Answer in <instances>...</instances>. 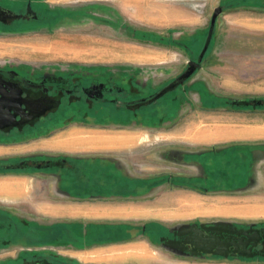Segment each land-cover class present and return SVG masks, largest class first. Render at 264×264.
<instances>
[{
  "label": "rangeland",
  "instance_id": "374dc122",
  "mask_svg": "<svg viewBox=\"0 0 264 264\" xmlns=\"http://www.w3.org/2000/svg\"><path fill=\"white\" fill-rule=\"evenodd\" d=\"M129 1L131 3L127 4V10L124 4L119 6L129 14H126L131 18L129 22L138 27L144 24L146 30L138 31L133 26L131 29L120 28L115 31L104 19L97 21L92 16L71 14L69 16H76L74 20L69 19L54 30L37 34L1 35L0 69L11 66L29 70L62 69L75 72L128 70L134 80V95L145 93V97L154 96L172 83L188 69L191 62L200 64L195 74L159 103L149 104L143 110L135 111L134 117L139 118L135 119V123L122 126L57 123L38 127L40 130L31 134L1 135L0 146H4L5 156L0 158L7 162L6 167L12 165L18 170L16 166L22 161L26 162L28 168L20 172L13 169L11 177L21 171L34 173L38 171L35 166L45 164V161L52 162L58 169L72 166L71 161L77 157L79 160L91 158V161L102 159L103 165H107L106 162L110 164L108 167L111 169L106 170L107 175L115 172L119 166L121 171L134 177V182L150 177L153 187L162 184L161 189L151 192L150 198H136L129 204L137 209L149 203L156 210L160 208L163 211H156L150 218L153 220L149 222L136 221L138 230L130 238L132 241H126L128 236L118 230L117 240L122 241L119 244L92 247L70 255L67 248L58 247L57 241L45 239L47 235L44 226L34 222L40 216L32 214L30 206H22L20 212L19 207L15 210L13 202L0 198V260L7 256L14 257L17 250L53 248L64 255L76 256L83 262L93 263L264 264L260 259L242 261L179 255L168 247L158 245L160 238L156 233L145 232L146 228L149 230V226H145L147 223L164 225L171 231L197 223H226L244 227L264 225V45L250 40L253 33L228 23L229 17H239L236 13L229 14L230 12L242 7L259 6L264 0H145L143 5H138L134 0ZM63 2L89 5L99 0ZM158 6L176 8L187 14L182 19L174 18L171 14L166 19L154 18L149 13ZM217 8H222V13L218 16L207 53L200 60ZM88 10L110 16L107 9ZM140 12L144 16H138L137 13ZM241 16L263 17L264 14L246 11ZM70 130H80L84 135L81 142H78L81 145L76 146L75 150H65L61 152L63 156H60L49 150L50 147L41 146L50 137ZM246 130L261 132L260 136L250 138L252 150L249 151L252 157L226 158L227 164L218 165L221 173L217 176L225 178L231 174L233 189L219 187L198 192L174 188L169 184L171 180L174 182L178 179L179 175L185 177L203 173L201 167L182 163L185 155L198 154L213 147L196 143L199 137L203 139V135H208L211 138L210 135L221 131L241 133ZM94 134L97 137L93 138ZM238 142L224 141V145L215 147L231 146ZM8 157L10 159H5ZM245 163V170L251 168L248 177L242 173ZM2 174L0 172V179L5 178ZM176 184L181 187L191 186L184 182ZM217 184L215 182L213 185ZM141 190L136 189L135 193L139 195ZM157 202L160 207L156 205ZM15 219L19 222H15ZM23 224L32 227L29 230H32L35 242L39 244L21 238ZM71 228L74 230L70 236L71 241L69 235H64V239L58 241L59 245L81 242L75 234L82 232L81 226ZM83 229L89 234L87 242L91 243L92 239L104 236L100 232L92 235L90 225H84Z\"/></svg>",
  "mask_w": 264,
  "mask_h": 264
},
{
  "label": "flooded vegetation",
  "instance_id": "af4514ba",
  "mask_svg": "<svg viewBox=\"0 0 264 264\" xmlns=\"http://www.w3.org/2000/svg\"><path fill=\"white\" fill-rule=\"evenodd\" d=\"M103 1L106 3H101ZM72 4V2L64 3L63 0H0V9L10 11L11 14L18 16L17 18H6L0 21V36L37 34L45 30H54L55 27L62 26L64 23L68 22L67 20H74L76 16H69L71 14L92 16L91 18L97 21L104 19L108 22L109 27L115 31L120 28L131 29L133 26H136L134 23L129 22L131 18L126 16L127 13L124 12V8L122 7V9L115 1L99 0V2L89 5ZM90 8L107 9L110 11V16L108 17L101 15L102 13L98 14L91 12L88 10ZM139 14L144 16L143 13H137L138 16ZM140 26L141 27L136 26L138 31L146 30L144 24H140ZM175 80L173 82H175ZM187 81H185V83ZM179 87L180 86L176 87L175 90ZM165 88L152 97H145V93L136 96L134 95V80L132 74L128 70L113 71L106 69L75 72L62 69L29 70L9 66L7 69H0V109H23L25 110L24 119H29L31 116L37 114L34 108L38 103L43 106V108L47 106H49V108L45 109L43 111L44 113L39 117L25 122L23 125L0 130V136H20L21 133L30 134L38 127L57 123L67 125L79 124L84 126L129 125L135 123V119H139L138 117H134L135 111L143 110L144 107L149 104L159 103L172 92H167L161 98L156 99ZM20 103L23 104L22 107H18ZM14 112L13 110L12 114H14ZM21 120L22 117L20 115L17 116V121ZM188 158H190V156L185 155V160H188ZM80 160L83 164L81 167L85 171L86 165H84V163L87 164L86 162L89 160ZM193 160L198 161V159ZM44 163L45 164L42 165H36L35 167L38 169L45 167L50 169L54 167L50 161H45ZM109 165L110 164L107 163V166ZM16 167L21 170L28 168L25 161L20 162ZM84 178L86 177L84 176ZM86 183L89 182L86 181ZM16 219L15 222H19ZM215 224L226 223H197L190 226H182L173 231L161 224V226H159L147 223L145 226H149V230L146 228L145 232L148 233V231H151L156 233L160 238L159 243H157L158 245L168 247L171 251L179 255L183 254L197 258H233L242 261L260 259L264 262V225L252 227L233 225L238 230L247 231L251 229L252 231H260V238L258 239L255 237V246L249 245L245 249L239 247L238 251H236L237 246L240 244L239 240L242 237H234L231 242L236 243L237 246L233 245L228 248V257L207 254L195 255L192 253L193 248L190 245H184L182 243V239L184 238L180 236L181 232L190 230L194 226L203 229V226L211 227ZM127 225L129 226L128 228L125 227L126 225L124 227L120 225L121 227L118 228L110 223L92 226L93 233L100 232V234L102 233L104 236L95 240L92 239L90 243L87 242V238L82 235L80 237L81 239L78 240L81 241V245L80 243H73L69 248L76 251H84L92 247L119 244L122 241H118L115 235L118 230H120V232L123 231L124 236H128L126 241H132L133 239L131 240L130 238L134 236V231L138 229L134 228L132 224ZM207 234L209 235V233ZM223 241H230V238L225 237ZM68 246L69 245L63 244L58 245L60 248H68ZM16 252L17 254L14 257L7 256L5 259L0 260V264H108L106 262H83L76 257L63 255L53 248H45L42 250L35 248L17 250ZM240 252L245 256H241Z\"/></svg>",
  "mask_w": 264,
  "mask_h": 264
},
{
  "label": "crops",
  "instance_id": "0c3cea01",
  "mask_svg": "<svg viewBox=\"0 0 264 264\" xmlns=\"http://www.w3.org/2000/svg\"><path fill=\"white\" fill-rule=\"evenodd\" d=\"M112 1H115V3L120 5L124 4L123 6H126V8L127 4L131 3L129 0ZM133 2L137 3L138 5H143L145 0H134ZM246 11L264 14V3L259 6H254L253 8L242 7L230 12L229 14L236 13L239 15V17H229L228 23L236 24L245 32L253 33L254 36L250 37V40L264 45V16L242 17L241 14ZM149 14H153L154 18L156 16L158 19L160 17H164L166 19L168 14L173 15L174 18L178 17L179 19H182L187 13H183V10H178L176 8L168 9L166 6H158L157 8L154 7V9ZM37 130L40 129H36L35 131ZM260 135L261 132L246 130L241 133L221 131L210 135L211 138H208V135H203V139L197 137L198 141H195L196 143L206 146L212 145L213 147H208V150L202 151L198 154L188 155L190 158L198 159V161L193 159H190V161L185 160L184 156L182 163L186 165L188 164L189 166L201 167L203 173L201 175L196 174L185 177L179 175L178 179H175L174 182L171 180L169 184H172L174 188H186L191 191H198L196 189H202L204 192H207L214 188L218 189L219 187V189H233L234 186L231 185L230 178L231 174L225 178H220V176H217V174L221 173V169H218V165H225L226 158H251L252 155L249 151L252 150V145L250 144L251 139ZM82 137H84V135L80 130H70L65 132L62 131L61 134L59 133L57 136L50 137L44 141L43 144L41 143V146L43 148L50 147L49 150L54 151L55 154L63 156L61 155V152L65 150L73 151L76 149V146L78 147L81 145L78 144V142H81ZM94 137L97 136L94 134L93 138ZM109 141L111 142L112 140ZM224 141H226V143L239 141V144L237 143L231 146L227 145L223 147H215L221 144L224 145ZM4 152V146H0V157L2 155L5 156ZM78 158L79 157H77V159ZM103 158L105 160L114 161V159L109 157ZM5 159H10V157ZM93 160L94 161H91L90 158L89 161L86 162L87 164H84L86 165L85 171L82 167H75V165L71 162L72 166H64L58 169L51 167L49 170H47L46 167L42 168V170L37 168L38 171L34 173H26V171H21V173H16V175H13L12 177V173L10 172L3 173L5 178L0 179V198L5 199L8 202H13L15 210H18L19 207L20 212H22V206H30L32 214L35 213L38 215V217L40 216L39 219L33 221L44 226L47 235V238L45 239L55 241L63 240L64 238H62V236L64 235L65 237L66 235H69V240L71 241L70 236L71 233L74 232V230L71 228L72 226H81V236L83 235L84 237L88 238L89 234L83 229L84 225H87L88 227V225L100 226L103 223H110L117 226L118 228L121 226L124 227L125 225V227L128 228L129 226L127 224H132L133 227L136 228L138 225L136 221L145 220L149 222L150 220H153L150 218L155 215L156 211H163V209L160 208L156 210L149 203H146V205L142 207H137V209L133 207L132 204H129L130 201H133L136 198H150L151 192L155 191L156 189H161L163 186L162 184L158 187H153V180L150 177L143 178L144 180L142 179V181H139L138 179V181L134 182V177L128 175V173H125V171H121L119 166L116 167L115 172L109 171L111 174L107 175L106 170L111 168L107 165H103L102 159ZM129 161L131 163V160ZM246 167L247 164H243L242 173L248 177L251 168L245 170ZM84 176L86 178H84ZM181 177H183L182 180L180 179ZM177 180L188 183L191 186L196 187V189L189 188L191 186L181 187L176 184L180 183ZM86 181L89 183H86ZM215 182L218 184L213 185ZM221 184H223V186H221ZM136 189H142L141 194H136ZM129 190L130 192H128ZM146 191L148 192L146 193ZM96 204L99 205L93 206ZM156 205L160 207L159 202H157ZM80 233H75L78 240L81 239ZM95 233L96 232H94V234L92 233V235L95 236ZM68 245L69 246L67 249L69 250V254L75 253L76 255L77 253L81 252L69 248L72 245L71 242ZM76 258L80 259L79 257Z\"/></svg>",
  "mask_w": 264,
  "mask_h": 264
},
{
  "label": "water",
  "instance_id": "95a60500",
  "mask_svg": "<svg viewBox=\"0 0 264 264\" xmlns=\"http://www.w3.org/2000/svg\"><path fill=\"white\" fill-rule=\"evenodd\" d=\"M222 13V8L215 9L214 15L211 20V26L209 30V34L204 46V49L200 55V60H202L207 53V50L211 44L213 33L215 30L216 22L218 19V16ZM10 11L2 10L0 9V21L4 20L6 18H17L18 16L11 14ZM10 15V16H9ZM200 64L198 62H191L189 64L188 69L180 76L178 77L175 82L170 84L167 88H165L159 96L156 97V99L161 98L164 96L167 92H170L174 90L176 87L181 86L187 81L191 76L195 74L197 69L199 68ZM22 103L18 105V107H22ZM49 108V106L43 108L39 103L34 108V111L37 112L36 115L31 116L29 119L25 118V110L23 109H10V108H1L0 109V130H5L7 128H14L19 125H23L25 122H28L30 120H33L35 117H39L45 109ZM15 111L14 114H12V111ZM17 110V111H16ZM20 112V113H19ZM21 116L22 120L17 121V116ZM7 168L10 169H16L13 166H8ZM203 229L199 228L198 226H194L190 230L184 231L180 233V236L183 237L182 243L184 245H190L193 250V254H207V255H214V256H221V257H228V248L230 246H237L236 243L231 242L234 237H242L239 241L240 244L237 246L238 248L241 247L242 249L247 248L249 245L255 246L254 240L255 237L258 239L260 231H252L247 230H238L233 225L229 224H215L211 227H202ZM264 232V230H263ZM209 233V235L207 234ZM227 237L230 238V241H223V239ZM223 241V242H222ZM236 253V252H235ZM233 253V254H235ZM241 256L243 253H241Z\"/></svg>",
  "mask_w": 264,
  "mask_h": 264
},
{
  "label": "trees",
  "instance_id": "16d2710c",
  "mask_svg": "<svg viewBox=\"0 0 264 264\" xmlns=\"http://www.w3.org/2000/svg\"><path fill=\"white\" fill-rule=\"evenodd\" d=\"M72 163L77 167V166H79V167H81L82 166V161H77V160H73L72 161ZM6 164H7V162H5V160H3V159H0V172H3V173H8V172H14V171H12L13 169H8L7 167H6ZM15 170V169H14ZM16 170H18V169H16ZM20 170L21 169H19L18 171L20 172ZM181 183L183 182V181H180ZM189 188H191V189H196V187H194V186H191V187H189ZM198 188V187H197ZM196 190H198L199 192H204V190H202V189H196ZM26 225V224H25ZM24 224L22 225V227H21V238H23L24 240H29L30 242H35V237L33 236V234H32V230H29V227L30 228H32L31 226H29V227H26ZM116 235V234H115ZM36 244H39L38 242H35ZM40 244H42V243H40ZM57 244H58V241H57Z\"/></svg>",
  "mask_w": 264,
  "mask_h": 264
}]
</instances>
